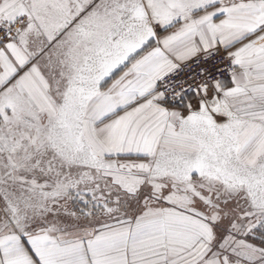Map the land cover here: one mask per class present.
Segmentation results:
<instances>
[{"label":"snow or ice","instance_id":"snow-or-ice-1","mask_svg":"<svg viewBox=\"0 0 264 264\" xmlns=\"http://www.w3.org/2000/svg\"><path fill=\"white\" fill-rule=\"evenodd\" d=\"M0 264H264V0H0Z\"/></svg>","mask_w":264,"mask_h":264}]
</instances>
